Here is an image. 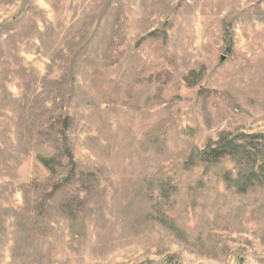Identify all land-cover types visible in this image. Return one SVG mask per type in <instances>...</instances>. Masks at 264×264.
I'll return each mask as SVG.
<instances>
[{
    "label": "rangeland",
    "instance_id": "obj_1",
    "mask_svg": "<svg viewBox=\"0 0 264 264\" xmlns=\"http://www.w3.org/2000/svg\"><path fill=\"white\" fill-rule=\"evenodd\" d=\"M0 264H264V0H0Z\"/></svg>",
    "mask_w": 264,
    "mask_h": 264
}]
</instances>
